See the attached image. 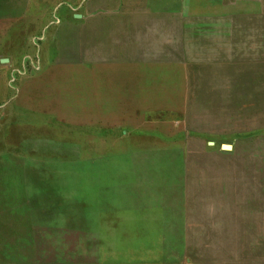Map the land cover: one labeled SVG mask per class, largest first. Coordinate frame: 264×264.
Segmentation results:
<instances>
[{
	"label": "rangeland",
	"instance_id": "374dc122",
	"mask_svg": "<svg viewBox=\"0 0 264 264\" xmlns=\"http://www.w3.org/2000/svg\"><path fill=\"white\" fill-rule=\"evenodd\" d=\"M103 2L162 62H81ZM79 263L264 264V0H0V264Z\"/></svg>",
	"mask_w": 264,
	"mask_h": 264
},
{
	"label": "crops",
	"instance_id": "0c3cea01",
	"mask_svg": "<svg viewBox=\"0 0 264 264\" xmlns=\"http://www.w3.org/2000/svg\"><path fill=\"white\" fill-rule=\"evenodd\" d=\"M109 6L110 8H108ZM112 6L111 2H103L101 13L97 15V18L94 19L90 27L86 26L89 29H85L84 35L79 39L82 53L81 62L86 67L93 66L95 71H97L98 66H134L135 64L162 62L160 60L152 61L149 58L143 59L142 57L135 56L136 50L137 53L139 52L135 48L143 47L142 41L147 42L148 40V38H140H144L151 31L150 25L134 22L133 19L130 20L129 24L125 23V16L131 18L135 15L149 16L152 14V10L147 7H118L114 10ZM145 46H148V42ZM111 92L130 94L126 86L119 91L114 89ZM113 175H119V173H113Z\"/></svg>",
	"mask_w": 264,
	"mask_h": 264
}]
</instances>
